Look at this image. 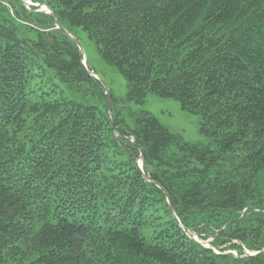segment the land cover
I'll use <instances>...</instances> for the list:
<instances>
[{
	"label": "trees",
	"instance_id": "16d2710c",
	"mask_svg": "<svg viewBox=\"0 0 264 264\" xmlns=\"http://www.w3.org/2000/svg\"><path fill=\"white\" fill-rule=\"evenodd\" d=\"M31 1L211 143L112 96L114 127L51 15L0 0V264H264V0Z\"/></svg>",
	"mask_w": 264,
	"mask_h": 264
},
{
	"label": "rangeland",
	"instance_id": "374dc122",
	"mask_svg": "<svg viewBox=\"0 0 264 264\" xmlns=\"http://www.w3.org/2000/svg\"><path fill=\"white\" fill-rule=\"evenodd\" d=\"M72 34L83 46L87 68L94 71L104 81L110 94L119 100L115 103L116 108L121 109L128 124L133 125L132 112L138 115L149 112L183 141L202 145L211 143V138L200 131L199 115L183 109L178 99L149 93L143 104L128 101L129 82L127 78L115 65L101 57L95 42L88 37L84 30L74 28ZM69 92L74 97L72 92ZM194 237L205 245H210V240H203L197 234H194ZM233 252L236 254L235 251Z\"/></svg>",
	"mask_w": 264,
	"mask_h": 264
},
{
	"label": "water",
	"instance_id": "95a60500",
	"mask_svg": "<svg viewBox=\"0 0 264 264\" xmlns=\"http://www.w3.org/2000/svg\"><path fill=\"white\" fill-rule=\"evenodd\" d=\"M23 2V4L28 8L30 9L31 6H35L37 7V9L35 11H38V12H45V13H48L51 15V17L54 19L55 21V24L57 26V28H60L62 29L72 40L73 42L79 47V52H80V57H81V61H82V65L83 67L88 71V73L92 76H94L95 78L99 79L100 82L102 83V85L104 86V89H105V92L107 94V97H108V102H109V116H110V119H111V122L113 124V126L115 127V124H114V120H113V108H112V95L110 94V91L108 90L106 84L104 83V81L94 72V71H91L87 68V65H86V61L84 59V49H83V46L81 44V42L76 38V36H74L71 32H69L64 26L61 25V23L59 22V20L56 18L55 14L52 12V9L51 7L46 4V3H34L32 2L31 0H21ZM116 133H117V130L115 129ZM135 144L138 145V143L135 141ZM142 153H141V156L139 158V160L137 161L136 163V166L140 169V171L144 174V176L150 180V181H153L155 182L158 186H160L156 181H154L149 175L145 174L144 171H143V162H142ZM172 207V206H171ZM172 211L174 213V216L176 218L177 215L172 207ZM191 232V231H190Z\"/></svg>",
	"mask_w": 264,
	"mask_h": 264
}]
</instances>
